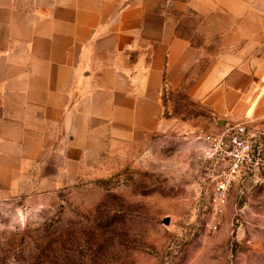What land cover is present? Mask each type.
<instances>
[{"label":"crops","instance_id":"obj_1","mask_svg":"<svg viewBox=\"0 0 264 264\" xmlns=\"http://www.w3.org/2000/svg\"><path fill=\"white\" fill-rule=\"evenodd\" d=\"M180 90L219 122L264 123V0H0V188L75 185L172 126Z\"/></svg>","mask_w":264,"mask_h":264},{"label":"rangeland","instance_id":"obj_2","mask_svg":"<svg viewBox=\"0 0 264 264\" xmlns=\"http://www.w3.org/2000/svg\"><path fill=\"white\" fill-rule=\"evenodd\" d=\"M164 102L172 126L113 146L56 195L0 188V264H264V174L216 200L208 147L227 123L185 90Z\"/></svg>","mask_w":264,"mask_h":264},{"label":"built area","instance_id":"obj_3","mask_svg":"<svg viewBox=\"0 0 264 264\" xmlns=\"http://www.w3.org/2000/svg\"><path fill=\"white\" fill-rule=\"evenodd\" d=\"M252 121L227 123L208 147L215 165L216 200L225 202L231 186L257 172L264 174V143L260 134L251 130Z\"/></svg>","mask_w":264,"mask_h":264},{"label":"water","instance_id":"obj_4","mask_svg":"<svg viewBox=\"0 0 264 264\" xmlns=\"http://www.w3.org/2000/svg\"><path fill=\"white\" fill-rule=\"evenodd\" d=\"M169 222H170V218H169V217H166V218H165V223L168 224Z\"/></svg>","mask_w":264,"mask_h":264}]
</instances>
